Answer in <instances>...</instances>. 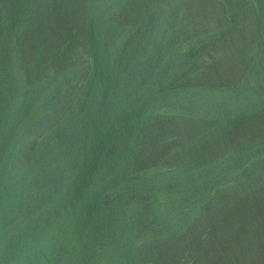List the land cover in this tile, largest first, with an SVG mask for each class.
Returning a JSON list of instances; mask_svg holds the SVG:
<instances>
[{"label": "water", "instance_id": "water-1", "mask_svg": "<svg viewBox=\"0 0 264 264\" xmlns=\"http://www.w3.org/2000/svg\"><path fill=\"white\" fill-rule=\"evenodd\" d=\"M0 264H264V0H0Z\"/></svg>", "mask_w": 264, "mask_h": 264}]
</instances>
